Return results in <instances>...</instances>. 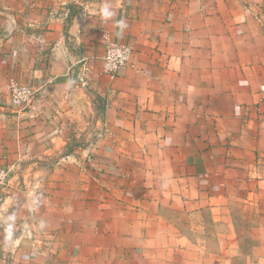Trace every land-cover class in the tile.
Segmentation results:
<instances>
[{"label":"crops","instance_id":"obj_1","mask_svg":"<svg viewBox=\"0 0 264 264\" xmlns=\"http://www.w3.org/2000/svg\"><path fill=\"white\" fill-rule=\"evenodd\" d=\"M0 158V264H264V0H0Z\"/></svg>","mask_w":264,"mask_h":264},{"label":"built area","instance_id":"obj_2","mask_svg":"<svg viewBox=\"0 0 264 264\" xmlns=\"http://www.w3.org/2000/svg\"><path fill=\"white\" fill-rule=\"evenodd\" d=\"M134 50L133 47L118 43H108L103 57V70L114 77L122 68L130 64ZM10 105L22 110H31L36 105L38 91L31 85L23 84L11 78L8 83ZM107 132L106 129L103 130ZM10 168L0 158V187L5 186L10 178Z\"/></svg>","mask_w":264,"mask_h":264},{"label":"rangeland","instance_id":"obj_3","mask_svg":"<svg viewBox=\"0 0 264 264\" xmlns=\"http://www.w3.org/2000/svg\"><path fill=\"white\" fill-rule=\"evenodd\" d=\"M238 218H240V216H238ZM237 221H238V223H239V222H241L242 220H241V218H240V219H238ZM238 225H240V224H238ZM248 232H249V234H250V232H251L250 229L248 230Z\"/></svg>","mask_w":264,"mask_h":264}]
</instances>
